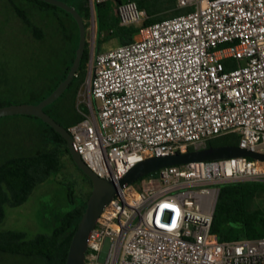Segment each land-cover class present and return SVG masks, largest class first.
Returning <instances> with one entry per match:
<instances>
[{"label":"built area","instance_id":"1","mask_svg":"<svg viewBox=\"0 0 264 264\" xmlns=\"http://www.w3.org/2000/svg\"><path fill=\"white\" fill-rule=\"evenodd\" d=\"M188 7L92 58L90 112L67 131L98 177L117 183L140 161L231 134L264 155V0H177ZM116 15L122 27L147 18L130 1ZM240 182H264V161L169 166L118 189L88 234L84 264H264V238L221 242L211 233L220 187Z\"/></svg>","mask_w":264,"mask_h":264},{"label":"trees","instance_id":"2","mask_svg":"<svg viewBox=\"0 0 264 264\" xmlns=\"http://www.w3.org/2000/svg\"><path fill=\"white\" fill-rule=\"evenodd\" d=\"M28 1L33 4V10L31 8L30 11L24 10L16 6L14 1L11 6L17 17L29 28L32 38L37 42H45L47 39V33L32 22V13H43L48 24L52 25L55 35L54 44L52 43L50 46L53 51V59L37 68L43 75L39 81L41 89L29 94L28 103L36 105L49 96L66 77L78 45V28L73 18L61 9L37 0ZM60 1L66 2L78 12L86 29V21L91 15L88 0ZM128 1L134 2L139 10L146 13L147 18L141 25L129 27L119 25L116 8ZM93 10L95 20L94 55L100 53L101 44L105 39H116L119 45L129 44L134 41L141 26H148L192 11L189 7L177 8V0H105L95 3ZM88 61L89 51L85 44L78 71L70 85L59 99L43 109L66 130L79 122L82 117L76 114L71 115L68 111L63 110L56 117H52L50 112L62 98L68 95L75 97L86 79ZM224 65L226 71L235 68L232 61L230 63L225 61ZM7 105L10 104L0 103V107ZM42 124L45 127L41 134L44 144L42 149L34 150L28 154H13L0 160V255L23 257L27 264H64L71 238L91 193V181L77 168L84 182L90 186V191L85 194V199L78 204H74L73 192L69 191V201L74 206L70 211L55 219L49 234H38L33 238H28L25 232L1 229L5 220V207L15 208L27 202L37 186L43 184L51 175L59 173L63 167L62 158L64 156H68L73 164L65 141L48 125ZM48 144H52L53 147L46 148ZM209 146L238 147V141H234L230 135H227L209 142L207 147ZM157 174L158 172H155L148 176ZM262 186V183L240 182L220 187L211 222V233L216 235L219 241L264 238V207L253 208L255 200L262 192Z\"/></svg>","mask_w":264,"mask_h":264},{"label":"rangeland","instance_id":"3","mask_svg":"<svg viewBox=\"0 0 264 264\" xmlns=\"http://www.w3.org/2000/svg\"><path fill=\"white\" fill-rule=\"evenodd\" d=\"M16 6L24 10L33 8L28 0H15ZM89 9L92 6L88 0ZM34 9V8H33ZM32 9V10H33ZM30 14V12H28ZM91 13V12H90ZM32 22L47 33L45 42L35 41L29 28L11 10L8 0H0V103L10 105L30 104L29 94L41 89L39 81L43 75L39 67L52 60L54 44V30L48 24L45 15L32 13ZM86 45L89 51V61L86 66V79L80 86L75 97L70 95L62 98L51 110L50 115L56 117L60 111H68L71 115L89 113L84 103L88 100V77H90L94 62L95 20L94 10L86 21ZM47 27V28H46ZM46 30V31H45ZM119 46L116 39H105L101 44L104 52ZM55 48V46H52ZM90 55L91 58H90ZM231 61H227L230 63ZM98 100L92 101L94 112L99 106ZM7 105V106H10ZM53 119V118H52ZM45 127L39 119L28 116H9L0 118V160L13 154H28L44 147L42 130ZM230 137L239 141L235 134ZM52 144L46 148L51 149ZM63 167L59 173L51 175L43 184L37 186L27 202L15 208L5 207V220L2 230L25 232L28 238L38 234H49L55 219L70 211L74 204L85 199L90 186L84 182L82 175L71 163L68 156L62 158ZM262 192L255 200L253 208L264 207V182ZM73 192L74 204L69 201V191ZM107 251V245L102 248L99 261L102 262ZM0 264H27L18 257L0 255Z\"/></svg>","mask_w":264,"mask_h":264},{"label":"water","instance_id":"4","mask_svg":"<svg viewBox=\"0 0 264 264\" xmlns=\"http://www.w3.org/2000/svg\"><path fill=\"white\" fill-rule=\"evenodd\" d=\"M37 1L59 8L73 18L78 28V45L75 51V57L66 77L49 96L36 105L22 104L0 107V118L9 116H30L35 117L42 123L48 125L65 141L68 153L76 168L91 181V193L71 238L64 264H84L88 234L94 228L96 219L102 212L103 207L113 198L118 189H123L136 183L139 179L169 166L186 165L193 162L227 160L239 157L264 161V155L252 153L240 149L239 147L209 146L202 149H193L183 153L153 157L140 161L117 183L98 177L82 161L68 131L43 111L45 107L50 106L60 98L78 71L86 44V29L84 21L78 12L66 2L60 0ZM90 12H93V6L90 7ZM91 56L92 55H90V58Z\"/></svg>","mask_w":264,"mask_h":264},{"label":"flooded vegetation","instance_id":"5","mask_svg":"<svg viewBox=\"0 0 264 264\" xmlns=\"http://www.w3.org/2000/svg\"><path fill=\"white\" fill-rule=\"evenodd\" d=\"M12 1H14L15 2V0H8V2H9V4L10 5H12L11 3H12ZM11 10H12V6H11ZM12 12L14 13V11L12 10ZM0 155H1V153H0ZM19 259H20V261L21 262H24L25 263V259L23 258V257H19Z\"/></svg>","mask_w":264,"mask_h":264}]
</instances>
